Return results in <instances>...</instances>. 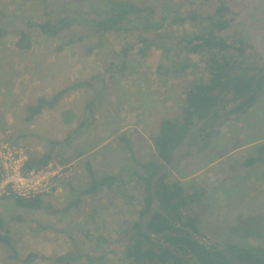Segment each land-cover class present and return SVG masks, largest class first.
<instances>
[{
    "label": "rangeland",
    "instance_id": "rangeland-1",
    "mask_svg": "<svg viewBox=\"0 0 264 264\" xmlns=\"http://www.w3.org/2000/svg\"><path fill=\"white\" fill-rule=\"evenodd\" d=\"M130 1L156 7L157 17L162 10L171 8L172 17L177 13L182 18L186 11L198 9L201 18L175 26L167 21L156 33L141 30L106 35L101 45L82 26H73L56 39L32 30V47L27 51L14 47L16 37L12 34L0 41V167L9 168L17 160L22 166L28 155L37 157L46 153L47 143L55 141L59 144L54 152L57 158L48 166L49 172H41L39 177L40 184L50 182L54 187L45 193L44 202L61 210L79 199L78 207L56 215L18 208L7 198L0 200V216L21 259L29 253L57 258L72 250L75 243L85 253L108 251V264H133L123 261L122 247L113 244L106 247V243H114L137 220L141 200L135 187L127 189L128 193L103 190L94 198L80 197L75 191L89 185L87 165L97 177L122 171L123 175L127 174L133 163L120 137L129 141L136 160L156 161L152 137L160 121L176 118L186 87L207 74L203 56L193 54L186 56L192 66L176 75L170 67L171 61L176 56L182 61L184 56L174 46L167 55L162 46L152 47L145 58L130 52L125 69L112 76L109 67L112 63L120 64L116 58L121 50L133 45L139 35L150 39L166 35L175 42L201 33L206 26L202 25V17L213 14L217 3L215 0ZM227 1L232 8L230 17L235 20L228 35L233 39L243 36L248 43L247 66L264 68V0ZM41 3L42 0H0V18L39 23L43 21V11L51 17L79 18L100 5L99 0ZM69 39L72 44L67 46ZM84 81L92 85L66 94L52 109L27 120L28 106L35 105L40 98L50 100L62 89ZM91 101L90 115L86 105ZM64 111L71 112L76 120L65 124L61 117ZM80 123L85 125L74 134ZM69 135L71 139L64 144ZM206 143H209L206 149L192 151L180 159L169 181H178L187 192L196 187L205 189L209 200L192 210H206L200 234L211 243L222 248L226 245L264 248V166L238 168L264 145V89L246 114L222 124ZM61 159L66 162L62 163ZM7 255L6 248L1 246L0 264H11L5 262ZM32 264L50 263L36 260Z\"/></svg>",
    "mask_w": 264,
    "mask_h": 264
},
{
    "label": "trees",
    "instance_id": "trees-1",
    "mask_svg": "<svg viewBox=\"0 0 264 264\" xmlns=\"http://www.w3.org/2000/svg\"><path fill=\"white\" fill-rule=\"evenodd\" d=\"M215 1L217 5L214 7L213 14L201 19L202 25L206 24L201 33L182 37L175 42L170 41L166 35H157L153 39L139 35L133 45L121 50L120 55L116 58L120 64L112 63L109 67L108 73L109 76H112L115 72L121 73L125 69V61L130 52L140 58H145L148 51L154 46H162V51L166 55L174 46L178 48V53L184 56L182 61L177 56L171 61L170 67L176 75L183 74L192 66L186 56L193 54L203 56L207 74L204 79L193 81L186 87L179 115L173 119L160 121L157 132L152 137L156 161L139 162L133 157L129 141L120 137L119 140L132 160V168L125 175L122 171L97 177L91 167L87 165L89 185L85 189L75 191L80 197L90 198H94L103 190L128 193L126 190L133 186L138 191L141 209L138 212L137 220L133 221L114 243L103 242L106 243V247L111 244L118 248L122 247L123 261L133 264H233L222 253L214 249H207L204 245L191 239L186 229H191L194 233L201 235V220L206 213L204 208L199 211L192 209L198 205H205L209 200V195L202 187H196L191 192H187L178 181H169L171 173L156 183L155 194L163 214L155 213L147 225V229L153 234H163V243L176 248L170 250L158 242H153L148 235L141 232L140 228L141 218L151 206V181L156 173L171 161L173 149L183 142L189 130L199 121L205 119L218 105V99L224 91H227V94L221 101L220 109L213 114L198 133L192 135L191 144H195L199 134L206 132L221 116L235 114L247 107L243 113L246 114L257 102V92L262 91L264 87L263 77L255 81V76L260 69L246 65V53L249 46L244 37L238 36L233 39L228 35V31L235 22L230 17L232 8L229 2L227 0ZM44 2L45 0H42L41 4ZM99 2L100 5L93 6L90 14L86 17H51L43 11L44 18L39 23H32L22 18H0V41L12 34L16 37L14 47L19 51H27L32 47V30H36L41 36L48 39H56L63 37V34L73 26H82L90 30L92 36L101 45L106 35L133 33L141 30L145 33L148 31L156 33L164 27V23L167 21L170 26H175L185 22H195L201 18L197 12L198 9L186 11L185 17L181 18L177 17V13L172 17L173 9L168 8L162 10L159 13L160 17H157L156 7L140 6L130 0H99ZM71 44L72 39H69L67 46ZM91 85L88 81L76 82L57 92L50 100L40 98L35 105L27 107V120H32L44 110L52 109L66 94ZM92 106V101L86 105V110L90 115ZM61 117L65 124L76 120V117L69 111L62 112ZM84 125L85 123L78 124L73 131L74 134H78ZM210 134L211 132H206L205 137ZM71 137L69 135L64 144H68ZM208 144L197 149V152L206 149ZM58 145L55 141H49L46 153L37 157L28 155L21 167L22 174L38 172L47 168L57 158L54 152ZM61 162L66 161L61 159ZM258 164L264 166V145L256 150L254 156H250L240 163L238 168H249ZM231 170H235L234 167H231ZM44 196L45 194H36L29 198L8 196L0 197V200L7 198L18 208L32 211L44 210L53 215L64 214L79 205V199H76L61 210L53 209L45 204ZM177 223L181 225L180 228L177 227ZM1 246L5 247L8 252L5 262L7 260L11 264H32L36 260L50 264H108V251L85 253L75 243L72 250L57 258L29 253L21 259L13 247L10 230L0 216ZM224 249L240 264H264V248L262 247L247 248L241 245H226ZM190 255H193L198 263L194 258L189 257Z\"/></svg>",
    "mask_w": 264,
    "mask_h": 264
},
{
    "label": "water",
    "instance_id": "water-1",
    "mask_svg": "<svg viewBox=\"0 0 264 264\" xmlns=\"http://www.w3.org/2000/svg\"><path fill=\"white\" fill-rule=\"evenodd\" d=\"M260 77H264V68H261L259 73L256 75L255 77V81L257 79H259ZM255 86V85H254ZM264 89V87L262 88V90ZM227 94V91H224L222 93V95L219 97L218 99V105L216 107H214L211 112L209 113V115L199 121L196 125H194L189 132L187 133L185 139L183 140V142L176 146L173 151H172V157H171V161L164 165L157 173L156 175L153 177L151 184H150V189H151V206L148 209V211L142 216L141 221H140V228H141V232L148 235L150 237V239L153 242H159L161 244H163L165 247H167L168 249L172 250L175 247L168 245V244H164L163 243V234H153L152 232H150L147 229V225L149 224V222L151 221L152 217L154 216L155 213H160L163 214L160 204L157 200L156 194H155V186L156 183L163 178L165 175L171 173L176 166L178 165L179 161L181 158H183L186 154L192 152V151H196L197 149L201 148L207 141H209L211 139L212 136L216 135L218 133V130L220 128V126L228 121L231 120H235L237 118H239V116H241L247 107H245L244 109L240 110L239 112L235 113V114H227L224 116H221L219 119H217L213 126L208 128L207 131L211 132V134L208 137H205V133H203V138L198 137L196 140L195 144H191V137L193 134H196L197 132H199L203 126L207 123V121H209L211 119V117L213 116V114L218 111L220 109V104L221 101L223 100V98L225 97V95ZM259 94V92H258ZM257 94V96H258ZM206 131V132H207ZM177 227H181V225L179 223H177ZM186 231L189 233V235L191 236V239L196 241L198 244L204 245L207 249H214L217 252L222 253L224 256H226L227 258H229L233 264H240L237 262L236 259L233 258V256H231L229 254V252H224L222 247H219L218 245H215L214 243H211L207 238H205L202 235H199L197 233H194L191 229H186ZM182 257V256H180ZM189 257L194 258L195 261L197 262L196 258L193 255H190ZM198 263V262H197Z\"/></svg>",
    "mask_w": 264,
    "mask_h": 264
},
{
    "label": "built area",
    "instance_id": "built-area-1",
    "mask_svg": "<svg viewBox=\"0 0 264 264\" xmlns=\"http://www.w3.org/2000/svg\"><path fill=\"white\" fill-rule=\"evenodd\" d=\"M19 164L20 161L17 160L9 168L7 166L5 168L0 167V197L16 196L29 198L36 194H45L54 190L50 182L39 183L41 172L47 171L48 167L44 170L32 171L24 175L21 172L22 166Z\"/></svg>",
    "mask_w": 264,
    "mask_h": 264
},
{
    "label": "flooded vegetation",
    "instance_id": "flooded-vegetation-1",
    "mask_svg": "<svg viewBox=\"0 0 264 264\" xmlns=\"http://www.w3.org/2000/svg\"><path fill=\"white\" fill-rule=\"evenodd\" d=\"M255 77H256V76H255ZM260 78H261V77H260ZM263 78H264V77H263ZM257 80H258V79H257ZM230 86H231V85H230ZM257 93H258V92H257ZM206 131H207V130H206ZM207 132H208V131H207ZM197 133H198V132H197ZM203 133H205V136H206V132H202V133L199 134L198 137L203 138ZM198 137H197V138H198ZM197 138H196V140H197ZM143 234H144V233H143ZM157 242H158V241H157ZM158 243H159V242H158ZM160 244H161V243H160ZM162 245H163V244H162ZM174 247H175V246H174ZM175 248H176V247H175ZM175 248H174V249H175ZM223 250H224V252H227L224 248H223ZM228 259H229V258H228Z\"/></svg>",
    "mask_w": 264,
    "mask_h": 264
}]
</instances>
